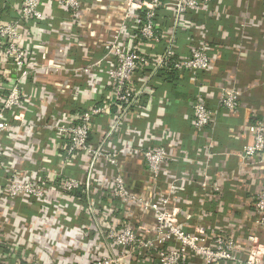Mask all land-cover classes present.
I'll return each instance as SVG.
<instances>
[{
  "label": "crops",
  "instance_id": "0c3cea01",
  "mask_svg": "<svg viewBox=\"0 0 264 264\" xmlns=\"http://www.w3.org/2000/svg\"><path fill=\"white\" fill-rule=\"evenodd\" d=\"M148 1L137 0L135 4L146 6ZM162 1L157 26L158 32L166 35L174 26V0ZM214 1L206 10L180 15L173 38L176 56L187 57L193 48L204 47L215 57L213 68L197 74L198 80L189 72L174 71L160 72L154 80L146 81L145 85L151 89L150 101L143 99L137 111L123 121L108 149L117 153L128 188L138 192L146 190L143 181L147 174L142 155L135 151L139 144L135 141V133H140V143L143 142L144 147H168L173 156L166 168L169 174L163 173L159 184L155 183L154 187L164 189L168 182H173L178 223L190 230L198 225L204 226L207 231L222 230L241 247H244L247 236L252 234L260 256L257 264H264V226L257 224L254 210L255 195L264 190V154L251 161L241 155L242 146L252 141L248 125L264 119V27L261 22L264 0ZM4 3L0 0V21L16 16L14 0H8L9 7ZM125 3V0H84L85 11L76 19H71L55 3L42 4L43 18L31 21L30 29L27 28L30 33L26 46L33 59L43 63L46 69L29 76L21 86L32 96L31 105L16 109L17 115L8 111L15 124L20 119L28 124L23 129L14 127L9 135L0 138V188L7 179L6 175L22 170L32 172L35 177L66 173L85 180L86 171L80 157L73 159L71 165L59 158L63 157L59 149L62 142L56 138L51 118L58 119L68 113H79L92 104L106 103V44L126 21L123 20ZM124 31L121 36L124 47L145 50L144 46L138 47L135 38L129 39L126 29ZM133 35H137L136 30ZM69 38L71 41L67 44L65 40ZM150 49L148 47L147 51ZM96 61H101V65L91 71L96 79L92 89L87 86L91 80L87 74L55 70L59 62L68 67L83 68ZM99 84H104V88H98ZM223 89H236L240 93L239 106L232 113H226L219 103L218 95ZM195 98L205 99L214 114L213 121L203 131L192 124L190 102ZM115 114L116 110L112 107L108 115L93 121L92 143L97 144L101 140ZM37 135L41 137L38 145H41L42 151L33 153L31 150L37 143ZM10 142L14 148L10 147ZM19 150L29 158L20 155ZM109 173L107 167L105 172L95 173L92 179L94 192L103 189V174ZM204 173L208 179L220 184L218 194L211 195L200 190L199 181ZM33 207L35 204L32 201L18 204L19 210L27 214L32 212ZM50 212L53 219L52 213L63 210L60 207ZM64 213L78 226L88 223L87 213L74 204L68 203ZM4 214L5 206L0 205V217ZM50 218L43 219L40 226L46 227L51 222ZM56 224L48 233L55 238L58 258L49 260L53 264H74L85 260L88 250L80 242L83 234L77 229L71 237H66L59 228L62 224L60 217L56 219ZM88 239L91 240L92 236L88 235ZM90 244H94L93 241ZM72 245L77 247L73 249ZM242 249L238 255L247 259L249 252L246 248ZM130 259L131 264H141L139 259ZM153 262L150 260L144 264ZM44 263L48 264L46 260Z\"/></svg>",
  "mask_w": 264,
  "mask_h": 264
},
{
  "label": "built area",
  "instance_id": "2783aa9c",
  "mask_svg": "<svg viewBox=\"0 0 264 264\" xmlns=\"http://www.w3.org/2000/svg\"><path fill=\"white\" fill-rule=\"evenodd\" d=\"M3 1L4 6H10L8 0ZM125 1L123 20L126 21H123L106 44V103L92 104L79 113H68L58 119L51 118L56 138L62 142L59 149L63 157L59 158L71 165L73 159L80 157L86 171L85 180L66 173L35 177L27 170L12 171L6 175L7 179L0 188V205L5 206V214L0 217V264H45V260L53 264L49 259H57L58 255L55 254V238L52 233L49 235L48 230L56 224L58 217L62 221L60 231L66 237H71L77 229L83 234L80 242L87 246L88 254L85 260L74 264H131V257L139 259L141 264L150 260L154 261L153 264H257L260 256L252 234L247 236L244 247H241L222 230L207 231L202 225L190 230L178 223L173 182H168L164 189L154 187L155 183L159 184L163 173L169 174L166 168L173 156L168 147H144L143 142L140 143V133L136 132L135 141L139 144L135 151L136 154L140 152L145 162L147 177L143 184L146 190L134 192L125 183L118 155L108 149V144L118 135L123 121L137 111L142 100L150 101L151 89L145 82L154 80L160 72L174 71L189 72L197 79V74L213 68L215 60L204 47L193 48L187 57H178L173 45L179 16L206 10L214 0H174V26L166 35L159 33L157 26L162 0H149L146 6L136 5L137 0ZM45 2L57 4L71 19H76L85 11L84 0H14L16 16L0 21V138L9 135L14 127L23 129L28 124L20 119L16 125L11 115H17L16 109L22 105L30 106L33 101L32 96L21 88L23 82L29 76L46 69L43 63L33 59L26 46L29 25L31 21L43 18L41 6ZM261 22L264 27V15ZM125 29L129 39L135 38L138 47L144 46L145 50L124 47L121 36ZM134 30L137 34L135 36ZM69 41L71 38L65 40L67 44ZM148 47L151 48L149 51ZM57 64L56 71H74L90 76L87 86L92 89L96 79L95 73L91 71L101 65V61L92 62L83 68L68 67L61 62ZM104 86L99 84L98 88ZM239 95L236 89L220 91L219 103L226 113H232L238 108ZM190 103L192 124L197 130L203 131L213 121L214 114L203 98H195ZM112 107L116 110L115 119L102 133L101 140L97 144L92 143L90 136L93 121L99 116L108 115ZM8 111H11V115H8ZM247 131L252 135V141L242 146L241 155L251 161L257 155L264 154V119L249 124ZM39 140L41 137L37 135V143L31 152L42 151L41 145H38ZM18 153L29 158L20 150ZM106 167L110 173L103 174L104 187L94 192L92 179L98 171L105 172ZM208 178L206 173L201 176L200 190L211 195L218 194L220 184ZM21 201H32L35 204L30 214L19 210L18 204ZM68 203L87 213V225L81 227L71 222L68 214L64 213ZM60 207L63 212H54ZM51 209L54 212L53 219L50 218ZM254 210L257 224L264 226V190L255 195ZM47 218L51 222L41 227L40 222ZM88 235L92 236L91 240ZM92 241L94 244H90ZM72 246L73 249L77 247ZM242 248L249 252L247 259L238 255Z\"/></svg>",
  "mask_w": 264,
  "mask_h": 264
},
{
  "label": "trees",
  "instance_id": "16d2710c",
  "mask_svg": "<svg viewBox=\"0 0 264 264\" xmlns=\"http://www.w3.org/2000/svg\"><path fill=\"white\" fill-rule=\"evenodd\" d=\"M12 19V18H11ZM81 195V193L79 192V194H78V196H80Z\"/></svg>",
  "mask_w": 264,
  "mask_h": 264
}]
</instances>
